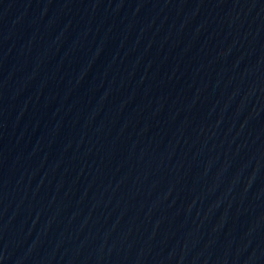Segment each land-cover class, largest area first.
I'll return each mask as SVG.
<instances>
[{
	"label": "water",
	"instance_id": "1",
	"mask_svg": "<svg viewBox=\"0 0 264 264\" xmlns=\"http://www.w3.org/2000/svg\"><path fill=\"white\" fill-rule=\"evenodd\" d=\"M0 264H264V0H0Z\"/></svg>",
	"mask_w": 264,
	"mask_h": 264
}]
</instances>
